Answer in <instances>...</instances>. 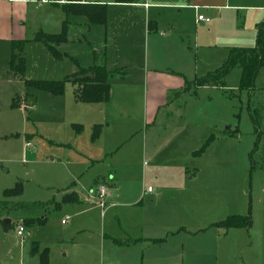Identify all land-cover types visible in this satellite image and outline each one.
<instances>
[{
  "label": "rangeland",
  "instance_id": "obj_1",
  "mask_svg": "<svg viewBox=\"0 0 264 264\" xmlns=\"http://www.w3.org/2000/svg\"><path fill=\"white\" fill-rule=\"evenodd\" d=\"M229 5L238 8L227 7L218 14L183 8L180 17L193 38L194 61L186 68L188 78L199 79L215 71L232 47L256 45L264 0H230ZM199 13L211 17V24H196ZM47 17L60 20L51 34L62 33L66 24L67 41L59 47L62 58L31 38L22 52L25 71L19 76L11 68V47L0 43V264H109L118 258L117 245L110 239L100 241L104 232L121 233L117 208L112 209L117 203L109 204L105 195L102 199L108 203L101 204L98 192L100 186L108 191L118 182L111 179L108 161L97 157L103 146L119 156L143 139L141 132L147 129L148 135L153 131L164 140L170 132L173 137L190 135L193 139L200 128L210 141L200 152L206 141L194 153L166 149L156 159L168 160L172 166L184 164L181 170L157 167L155 160L147 168L142 163L133 172H119L120 183L132 187L121 201L132 200L145 178L146 189L164 182H191L192 188L215 183L218 222L231 215L251 214L259 219L264 214V68L250 90L241 89V69L236 66L217 89L180 95L183 98L170 94L175 103L163 113L169 121L146 128L142 124L146 100L140 66L145 57L150 65L149 55L156 52L151 43L148 48L140 8L109 5L105 25L84 23L67 14L62 5L56 13L48 11ZM39 22L37 16L36 24ZM158 52L167 53L164 48ZM16 54L19 59V52ZM93 64L117 68L109 79L114 92L111 103L78 101L75 85L69 81L60 95L27 83L63 80L80 66ZM117 106L126 107L123 111ZM105 117L111 125L105 124ZM96 124L101 127L97 137ZM121 136L124 140L117 145L115 140ZM73 191L80 202L66 199ZM20 226L26 231L23 238L17 235ZM250 232L235 229L221 243L232 247L242 264L241 243L250 238ZM257 247L258 242L252 248Z\"/></svg>",
  "mask_w": 264,
  "mask_h": 264
},
{
  "label": "crops",
  "instance_id": "obj_2",
  "mask_svg": "<svg viewBox=\"0 0 264 264\" xmlns=\"http://www.w3.org/2000/svg\"><path fill=\"white\" fill-rule=\"evenodd\" d=\"M55 1L0 0V43L10 46L12 50V42L15 40H26L28 43L32 39L35 40V36L44 30L45 33L53 32L52 28H55L60 20L54 18L52 21L47 17L48 11L56 13L57 8L64 3L63 0ZM229 1L138 0L133 3L108 1V6H138L145 17L144 28L148 48L149 43H151L152 50L155 48L156 53L154 54L153 50L151 56L149 55L150 65L147 64L148 57H145L139 74L140 81L145 86L146 106L142 124H145L146 128L148 125L155 128L169 121L163 113L175 103L170 94L175 93L183 98L180 95L185 96L191 92L197 93L208 89L211 91L218 88L217 85L198 86L195 83L196 77L194 80L188 78L186 68L189 70L188 68H191V63L194 61L191 56L193 38L185 29L180 15L183 8L194 12H200L203 9L214 10L217 14L218 11L227 7L238 8L229 5ZM85 2L89 1L84 0L83 3ZM200 14L202 13L197 14L195 18L196 24L210 25L212 18L210 17V22L199 21L198 15ZM37 16L40 18L38 24H36ZM75 16L82 18L84 23H88L86 18ZM162 28L166 30L164 33L161 32ZM163 48L167 53L160 54L158 51ZM47 50H49L48 47ZM192 81L193 84H191ZM111 101H114L112 86L108 102L111 103ZM117 107L123 110L126 106ZM105 118V124L111 125L112 121L108 117ZM198 129V134L193 139L190 135L182 136V138L173 137L170 132V136L164 137V140L156 136L153 131L148 135L147 129L144 133L141 132L143 139H138L132 148L119 156L112 151L111 147H102L97 158L108 161L106 168L111 170V179L116 178L118 182L108 191L106 190L107 199L111 201L109 204L117 203L112 209L117 208L116 215L121 222L119 235L104 232L100 238L101 243L110 239L114 245L119 247V257L114 258L109 264H242L239 261V254L233 252L232 247L221 246L226 235L228 236L235 229H246L247 232L251 230L250 238L241 243L240 257L243 264H264V214L259 219L251 216L252 225L249 228L218 227L216 225L218 222V186L215 183L192 188L191 182H164L158 183L151 192H148L145 178L138 183V191L132 200L121 201L127 194H130L132 188L130 186L125 188L120 183L121 172H133L134 168L142 163L144 168H147L166 149L171 151L170 153L181 152V149H184L186 154L194 153L206 141L205 132L201 133V129ZM123 138L121 136L116 139V144H121ZM177 139L180 141L175 144ZM156 161L157 167L181 170L184 166L181 163L172 166L168 160ZM113 172L114 175H112ZM73 193L75 195L72 196V200L80 202L81 197L78 193L74 191ZM145 196L147 197L146 202L144 201ZM104 203L108 202L104 201ZM253 226L257 228L253 229ZM257 242L256 250L252 247Z\"/></svg>",
  "mask_w": 264,
  "mask_h": 264
},
{
  "label": "trees",
  "instance_id": "obj_3",
  "mask_svg": "<svg viewBox=\"0 0 264 264\" xmlns=\"http://www.w3.org/2000/svg\"><path fill=\"white\" fill-rule=\"evenodd\" d=\"M55 1V0H54ZM62 8L67 14L82 16L89 23L105 25L107 22V6L108 1L99 0L96 2H85L84 0H63ZM115 3H133L134 0H111ZM56 2V1H55ZM66 23V22H64ZM64 31L60 34H49L45 32L38 33L35 40L43 42L58 59L63 57V53L59 47L67 41ZM26 40H15L12 42L11 68L13 71L22 76L25 71V61L22 57V52L25 49ZM16 51L19 52L18 56ZM241 69L240 87L244 90L253 89L254 82L261 68H264V19L257 27V40L254 47H232L229 55L224 63L215 71L208 73L205 77L197 78L195 83L198 86L204 85H224L225 75L233 67ZM117 68L109 70L106 65L93 64L88 67H79V69L67 76L63 80H40L28 81L41 90L51 92L55 95L63 94L65 91L66 82H72L75 85V98L78 101L90 104L106 103L110 100L111 85L109 79L114 75ZM100 125H95V137L99 135ZM210 139H207L204 146L198 150L200 152L207 145ZM196 152V153H197ZM8 194L13 193V190H8ZM74 193H67L66 199L72 200ZM218 227L232 228L244 227L249 228L252 225L251 214L246 216L231 215L226 219L217 222Z\"/></svg>",
  "mask_w": 264,
  "mask_h": 264
},
{
  "label": "built area",
  "instance_id": "obj_4",
  "mask_svg": "<svg viewBox=\"0 0 264 264\" xmlns=\"http://www.w3.org/2000/svg\"><path fill=\"white\" fill-rule=\"evenodd\" d=\"M198 20L199 21H204V22H210L211 21V18L208 17V16H205L203 14H200V15H198ZM147 191L148 192H151L152 191V188L151 187H148L147 188ZM98 192H99V196H100V198L102 200L101 201V204H102L104 202V200L102 198L106 195V189H105V187L104 186H100ZM63 222H65V220H63ZM27 234H29V233H27ZM17 235L20 236V237H22V238L26 236V231H25V228L23 226L18 227Z\"/></svg>",
  "mask_w": 264,
  "mask_h": 264
},
{
  "label": "water",
  "instance_id": "obj_5",
  "mask_svg": "<svg viewBox=\"0 0 264 264\" xmlns=\"http://www.w3.org/2000/svg\"><path fill=\"white\" fill-rule=\"evenodd\" d=\"M6 222H10L9 220H6Z\"/></svg>",
  "mask_w": 264,
  "mask_h": 264
}]
</instances>
